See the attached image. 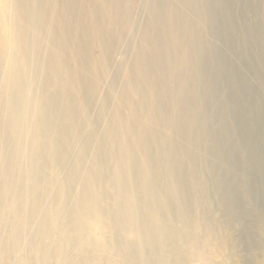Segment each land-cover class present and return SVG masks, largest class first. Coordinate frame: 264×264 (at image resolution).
I'll return each instance as SVG.
<instances>
[{
  "label": "bare ground",
  "instance_id": "bare-ground-1",
  "mask_svg": "<svg viewBox=\"0 0 264 264\" xmlns=\"http://www.w3.org/2000/svg\"><path fill=\"white\" fill-rule=\"evenodd\" d=\"M263 74L264 0H0V264H264V214L199 192L239 119L264 142Z\"/></svg>",
  "mask_w": 264,
  "mask_h": 264
},
{
  "label": "rangeland",
  "instance_id": "rangeland-1",
  "mask_svg": "<svg viewBox=\"0 0 264 264\" xmlns=\"http://www.w3.org/2000/svg\"><path fill=\"white\" fill-rule=\"evenodd\" d=\"M239 8L241 11L243 10L244 7L242 3H240ZM242 15L244 16V13ZM256 17H258V13L254 15V18ZM226 39L229 41V35L226 36ZM247 47L248 45L246 43L236 40H233L229 46L231 50H237L238 53L243 55L246 70L248 74L252 76L256 70L255 64L259 55L257 53L248 54L245 49ZM224 50L225 49H223V51ZM245 55H247V57H245ZM225 60L230 66H234L238 71L240 70L239 67L234 64L235 61L233 58L225 56ZM263 76L264 74L262 75V84L264 85ZM248 83L251 84L252 89L256 91L263 100L260 108L264 110V86L250 79H248ZM203 101H207V99L204 97ZM237 132L241 139V144L239 147L235 145L237 150L233 152L235 155L232 160L233 162H238V158L243 155V153L246 155V159H244V163L240 164L242 166L240 174H237L233 179L234 182L232 181L231 183L232 187L221 189L218 185H213L217 193L214 194L216 198L214 200L211 199L209 191L203 183L199 192L201 193L202 202L206 207L204 215L208 224L214 225L212 221L213 214H216L224 220H226V216H231L232 220L225 221V223L231 227L233 232L243 235L242 233H246L251 226L252 216L264 214V142H262L260 136L263 134H260L259 129L256 126L252 127L245 124L241 119L237 121ZM253 134H257V140L253 138ZM211 161L213 164L212 168L214 169H218L223 163L222 158L217 157L212 158ZM214 175L215 174L212 176ZM223 179L224 178L217 177L215 181H217V184L221 185L222 181H224ZM239 184H245V188L238 189L237 186Z\"/></svg>",
  "mask_w": 264,
  "mask_h": 264
}]
</instances>
